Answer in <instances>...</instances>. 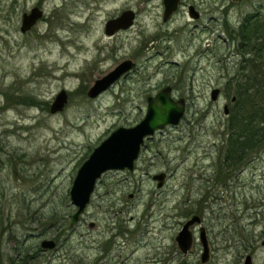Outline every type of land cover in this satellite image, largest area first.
Masks as SVG:
<instances>
[{
	"label": "rangeland",
	"instance_id": "obj_1",
	"mask_svg": "<svg viewBox=\"0 0 264 264\" xmlns=\"http://www.w3.org/2000/svg\"><path fill=\"white\" fill-rule=\"evenodd\" d=\"M35 6L44 16L23 33ZM128 9L134 26L111 38L106 22ZM164 11L163 0H0V264H264V145L233 165L224 110L241 106L236 80L264 66V51L242 48L240 36L264 23V0H181L168 21ZM125 60L135 67L90 98ZM167 86L186 101L182 121L147 141L134 171L104 174L72 226L80 166ZM62 90L69 101L51 113ZM195 215L184 254L177 237ZM46 239L57 248L43 250Z\"/></svg>",
	"mask_w": 264,
	"mask_h": 264
},
{
	"label": "water",
	"instance_id": "obj_2",
	"mask_svg": "<svg viewBox=\"0 0 264 264\" xmlns=\"http://www.w3.org/2000/svg\"><path fill=\"white\" fill-rule=\"evenodd\" d=\"M179 2L180 0H164V20H168L177 11ZM189 13L193 18L199 16L194 6L190 7ZM43 16L44 11L39 6L33 7L30 12H25L22 17L21 31L26 33L31 30ZM134 20L135 12L128 9L118 17L109 19L106 22L105 32L107 35H112L118 30L128 29L134 24ZM134 67L135 63L132 60L121 62L114 70L96 80L89 89L88 96L90 98L98 97ZM220 92V88H214L211 92L212 100H217ZM68 101L67 91L62 90L59 92L51 104V113L63 111ZM186 107L185 99L175 100L172 97V88L167 86L155 96L149 98L146 115L137 124L129 127H118L94 148L78 169L70 189L71 200L77 208L71 217L72 226L77 225L79 219L85 213L93 198L96 186L103 175L112 170L134 171L146 140L152 138L166 126L178 125L185 115ZM224 110L228 115L229 107L227 105L224 106ZM153 178L158 181L157 186L161 188L165 184L167 174L161 172L155 174ZM199 222H201L200 216L195 215L183 225L179 232L177 242L184 254L190 251L192 245L190 228ZM200 238L204 248L202 260L206 261L209 256V245L205 231L201 232ZM262 245L264 246V239ZM41 247L43 250L55 249L57 248V242L53 239H46L42 241ZM245 264H252L250 255L247 257Z\"/></svg>",
	"mask_w": 264,
	"mask_h": 264
},
{
	"label": "trees",
	"instance_id": "obj_3",
	"mask_svg": "<svg viewBox=\"0 0 264 264\" xmlns=\"http://www.w3.org/2000/svg\"><path fill=\"white\" fill-rule=\"evenodd\" d=\"M242 29V48H256L257 57L261 56L264 51V23L257 22ZM242 79L244 83H241ZM236 81V100L241 106H234L230 111L226 150V157L233 165L244 161L250 152L264 145V66L261 65L254 75Z\"/></svg>",
	"mask_w": 264,
	"mask_h": 264
},
{
	"label": "flooded vegetation",
	"instance_id": "obj_4",
	"mask_svg": "<svg viewBox=\"0 0 264 264\" xmlns=\"http://www.w3.org/2000/svg\"><path fill=\"white\" fill-rule=\"evenodd\" d=\"M237 1H241V0H237ZM163 2H164V0H163ZM180 3H181V0H180V2H179V6H180ZM191 6H193V5H190L189 6V9H190V7ZM179 8V7H178ZM195 9H196V7H195ZM178 10V9H177ZM134 11V10H133ZM196 11H198L197 9H196ZM124 12V11H123ZM135 12V20H134V23L136 22V18H137V16H138V14H137V12L136 11H134ZM165 12V11H164ZM175 13V12H174ZM173 13V14H174ZM198 13H199V16L197 17V18H195V19H198V18H200V16H201V14H200V12L198 11ZM173 14H172V16H173ZM119 16V15H118ZM118 16H115V17H113V18H116V17H118ZM171 16V17H172ZM170 17V18H171ZM169 18V19H170ZM112 19V18H111ZM168 19V20H169ZM168 20H164V21H168ZM134 26V24L131 26V27H129L128 29H131L132 27ZM128 29H121V30H118V31H116L114 34H112L110 37L112 38V37H115L116 35H118V34H120L122 31H124V30H128ZM242 28H241V31H240V33L242 32ZM240 36L242 37V34H240ZM127 74H125L124 76H126ZM124 76H122V77H124ZM220 95H221V93H220ZM231 110H230V108H229V112H230ZM153 138V137H152ZM149 139H147L146 140V142H145V144L143 145V147H142V151L144 150V148L147 146V141H148ZM142 154V153H141ZM141 157V156H140ZM140 159V158H139ZM139 161V160H138ZM137 161V162H138ZM136 165H137V163H136ZM136 168V167H135Z\"/></svg>",
	"mask_w": 264,
	"mask_h": 264
},
{
	"label": "bare ground",
	"instance_id": "obj_5",
	"mask_svg": "<svg viewBox=\"0 0 264 264\" xmlns=\"http://www.w3.org/2000/svg\"><path fill=\"white\" fill-rule=\"evenodd\" d=\"M81 52H83V50H81Z\"/></svg>",
	"mask_w": 264,
	"mask_h": 264
}]
</instances>
